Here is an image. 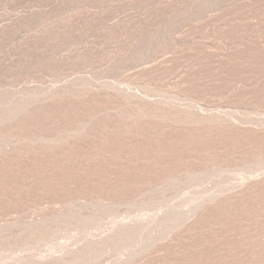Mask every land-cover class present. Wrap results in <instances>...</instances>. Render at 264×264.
I'll use <instances>...</instances> for the list:
<instances>
[{
    "label": "rangeland",
    "instance_id": "rangeland-1",
    "mask_svg": "<svg viewBox=\"0 0 264 264\" xmlns=\"http://www.w3.org/2000/svg\"><path fill=\"white\" fill-rule=\"evenodd\" d=\"M0 264H264V0H0Z\"/></svg>",
    "mask_w": 264,
    "mask_h": 264
}]
</instances>
